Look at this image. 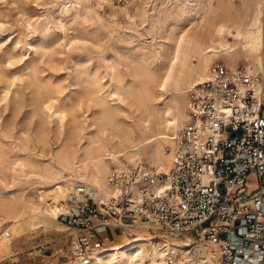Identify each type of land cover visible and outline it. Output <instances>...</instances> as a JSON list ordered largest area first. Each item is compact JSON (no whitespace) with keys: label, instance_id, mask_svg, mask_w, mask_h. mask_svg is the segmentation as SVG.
<instances>
[{"label":"bare ground","instance_id":"bare-ground-1","mask_svg":"<svg viewBox=\"0 0 264 264\" xmlns=\"http://www.w3.org/2000/svg\"><path fill=\"white\" fill-rule=\"evenodd\" d=\"M244 5L245 10L236 15L218 14L209 21L207 14L203 16L205 34L185 39V44L174 47L159 66L145 62L125 71L114 67L106 82L98 71L81 69L71 85L76 89L67 99L62 97V84L44 76L41 65L33 64L27 67L28 74L18 76L0 60V88H4L0 101L6 109L13 106L12 118L17 119L29 107L31 121L38 119L37 140L45 142L52 132L48 119L57 124L55 132L60 136L49 160L36 161L27 152L29 142L18 144L12 125H4L0 110V150L10 146L16 152L24 151V155H2L5 163L0 162V181L4 189H11L24 183L16 177L18 170L30 174L29 179H23L26 186L19 188L23 196L0 197L6 219L19 222L22 215L33 211L41 215L39 220L45 228L65 229L62 222H56L59 214L55 203L76 183H84L104 199L111 194L109 176L114 166L140 160L168 172L175 159V139L189 119L190 92L205 79L215 61H224L232 69L245 61L249 73L264 72V0H248ZM227 37L235 44L227 42ZM170 90L175 95L160 102ZM127 98L139 111L132 122L125 117L130 112L125 108ZM87 112H91L90 117ZM32 129V124L25 128L27 132ZM6 170L14 174L7 175ZM42 196L54 199L53 210ZM134 233L132 238L119 236L126 240L107 248L92 264H161L151 247L153 235L141 229Z\"/></svg>","mask_w":264,"mask_h":264},{"label":"built area","instance_id":"built-area-1","mask_svg":"<svg viewBox=\"0 0 264 264\" xmlns=\"http://www.w3.org/2000/svg\"><path fill=\"white\" fill-rule=\"evenodd\" d=\"M189 96L171 169L114 166L104 199L76 183L58 205L68 245L53 256L92 264L141 229L161 264H264V72L217 62Z\"/></svg>","mask_w":264,"mask_h":264},{"label":"rangeland","instance_id":"rangeland-1","mask_svg":"<svg viewBox=\"0 0 264 264\" xmlns=\"http://www.w3.org/2000/svg\"><path fill=\"white\" fill-rule=\"evenodd\" d=\"M247 3L248 0H126L124 3L114 0H0V60L9 72L18 76L28 74L27 67L33 64L41 65L44 76L62 84L65 89L62 97L67 99L76 89L71 85L81 69L98 71L106 82L110 80L114 67L125 71L145 62L159 66L174 47L185 44V39L205 34L203 16L207 14L206 21H209L218 14L236 15L245 10L244 4ZM227 42L235 44L233 38L227 37ZM215 62L226 65L224 61ZM239 66L248 69L245 61ZM261 71L257 70L258 73ZM26 92L30 95L29 91ZM174 95L170 90L160 102L168 101ZM3 96L4 88H0V100ZM125 102V108L130 110L125 117L132 122L139 111L131 99L127 98ZM5 105L3 100L0 101L2 121L6 127L12 125V134L19 140L18 144L22 146L29 142L27 152L32 158L47 162L58 147L57 124L48 119L52 123V132L45 142H41L35 133L38 119L31 121L30 108H25L14 120L13 106L6 109ZM86 116L90 117L91 112ZM30 124L32 133L25 130ZM8 147L0 150V162L5 163L2 159L4 153L24 155V151L16 152ZM6 171L7 175L14 174L11 170ZM29 175L28 171L18 170L16 177L24 183L11 189H4L0 181V197L23 196L19 188L26 186L23 179H29ZM65 197L57 199L56 212ZM42 198L44 203L52 204L50 209L53 210L54 199ZM40 217L30 211L22 215L19 222L7 220L0 203V240L4 244L0 248V264L70 261L52 255L55 249L68 245L67 227L45 228ZM125 240V237H117L115 243ZM115 243H108L109 248Z\"/></svg>","mask_w":264,"mask_h":264},{"label":"crops","instance_id":"crops-1","mask_svg":"<svg viewBox=\"0 0 264 264\" xmlns=\"http://www.w3.org/2000/svg\"><path fill=\"white\" fill-rule=\"evenodd\" d=\"M256 183H255V180L254 178H252V187H255Z\"/></svg>","mask_w":264,"mask_h":264}]
</instances>
